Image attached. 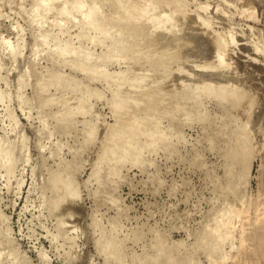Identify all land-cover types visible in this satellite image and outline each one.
Returning <instances> with one entry per match:
<instances>
[{"label":"rangeland","instance_id":"obj_1","mask_svg":"<svg viewBox=\"0 0 264 264\" xmlns=\"http://www.w3.org/2000/svg\"><path fill=\"white\" fill-rule=\"evenodd\" d=\"M72 1L0 0V264H233L230 209L264 196V0Z\"/></svg>","mask_w":264,"mask_h":264},{"label":"bare ground","instance_id":"obj_2","mask_svg":"<svg viewBox=\"0 0 264 264\" xmlns=\"http://www.w3.org/2000/svg\"><path fill=\"white\" fill-rule=\"evenodd\" d=\"M53 0H41V2L40 3H35V4H37V8L36 9H38V8H42L43 9V7H45V6H47L48 7V10H49V6H50V3L52 2ZM114 4H115V7H116V9H117V16H118V18H120V19H134V20H136V21H141L142 19L141 18H143L144 16H147L146 14L150 11V10H154L155 8H156V6H158V5H160L161 7L163 6H168V5H170V2L169 1H167V0H114ZM34 5V4H33ZM38 5H41L40 7L38 6ZM149 6H151V8H150V10L148 11V7ZM181 6H183V1H182V3L181 4H179V5H175L174 6V8L172 9H170V13L168 12V10H167V12L168 13H160V15H158V13H157V15H153V14H150L151 15V17H150V19H151V21H153V22H156V25H162V27L163 26H165V25H168V26H170L171 24H172V21H173V19H174V17L175 18H177L176 16V14L178 13V12H180L181 10ZM35 7H36V5H35ZM87 3H86V0H73L72 2H71V8L73 9V10H75V11H83V12H86L87 11ZM155 7V8H154ZM203 8V7H202ZM249 9L251 8V7H248ZM63 9H64V11H67V2L65 1L64 2V4H63ZM162 9V8H161ZM164 9V8H163ZM166 9V8H165ZM247 9V8H246ZM46 10V9H45ZM156 10V9H155ZM221 10V9H220ZM224 10V9H223ZM36 11V10H35ZM38 11H39V9H38ZM41 11V10H40ZM160 11V10H159ZM162 11V10H161ZM225 11V10H224ZM244 11V10H243ZM42 12V11H41ZM68 12V11H67ZM152 12V11H151ZM151 12H149V13H151ZM165 12V11H164ZM34 13H36V12H34ZM38 14V12L36 13V15ZM40 14V13H39ZM197 16V15H196ZM149 17V16H148ZM179 18V17H178ZM177 18V19H178ZM181 18V17H180ZM179 18V19H180ZM182 19V18H181ZM197 19V18H196ZM149 21V20H148ZM181 21V20H180ZM198 22H200L199 20H198ZM181 23V22H180ZM197 23V22H196ZM188 24V23H187ZM156 25H154V26H156ZM180 26H182V24H179ZM184 25V24H183ZM186 25V24H185ZM161 28V27H160ZM158 29V27L155 29V30H157ZM45 31V30H44ZM47 31V30H46ZM176 30H174V32H175ZM179 31V30H178ZM185 31V30H184ZM42 32V31H41ZM157 32H160V30H158ZM177 32V31H176ZM47 33H49V32H47ZM185 33V32H184ZM44 34H45V32L43 33H41L40 35H41V37L44 39L45 37H44ZM160 34V33H159ZM165 34H166V32H165ZM171 34V33H170ZM45 36H46V34H45ZM172 36V35H171ZM175 36V35H174ZM174 36H173V38H174ZM217 36V35H216ZM161 37V36H160ZM164 38H165V36H163ZM219 37V36H218ZM167 39H168V37H166ZM176 38V37H175ZM174 38V39H175ZM156 39V38H155ZM159 39V37L157 38V40ZM163 38H161V40H162ZM170 39H172V38H170ZM182 39V38H181ZM163 40H165V39H163ZM162 40V41H163ZM176 40V39H175ZM216 40H217V38H216ZM220 41H219V43H218V46H217V50H216V47H215V50L216 51H214V52H216V54H215V56L218 58V65H220V64H223L224 63V53H223V51H224V43L223 42H225L224 41V38H222V39H219ZM154 41V40H153ZM166 41V40H165ZM177 41H179L178 39L176 40V42ZM186 41V40H185ZM156 42V41H155ZM164 42V41H163ZM169 42V41H168ZM156 43H159V42H156ZM155 43V44H156ZM180 43V42H179ZM176 44H178V43H176ZM11 45V44H10ZM159 45V44H158ZM157 45V46H158ZM13 46V45H12ZM150 46H152V45H150ZM166 46H168V44L166 45ZM216 46V45H215ZM11 47V46H10ZM155 46H153V48H154ZM172 46H170V48H171ZM178 47H179V45H178ZM181 47V46H180ZM179 47V48H180ZM183 47V46H182ZM151 48V47H150ZM152 48V49H153ZM168 47H166V49H167ZM174 48V47H173ZM173 48H171V49H173ZM14 49V48H13ZM151 49V50H152ZM176 50H177V47L176 48H174L173 49V51H175L176 52ZM179 50V49H178ZM13 51V50H12ZM153 51V50H152ZM162 50H160V52H161ZM14 52V51H13ZM158 52H159V49H158ZM225 52H226V50H225ZM16 53V52H15ZM15 53H13V54H15ZM155 53H157V51L155 50ZM176 53H178V51L176 52ZM180 53V52H179ZM4 54V53H3ZM13 54H12V56H13ZM18 54V53H17ZM158 54V53H157ZM156 54V55H157ZM171 54V53H170ZM170 54H169V56H170ZM154 55V54H153ZM172 55H174L176 58L175 59H177V56L174 54V53H172ZM178 55H180V54H178ZM214 55V54H213ZM174 56L172 57V60H173V58H174ZM4 57V56H3ZM7 57V56H6ZM14 57V56H13ZM12 57V58H13ZM158 57L160 58V55H158ZM178 57H180V56H178ZM10 59H11V56L9 57ZM226 58V57H225ZM161 59V58H160ZM174 59V60H175ZM169 60H170V58H169ZM217 60V59H216ZM12 61V60H11ZM16 60L14 59V62H15ZM226 61V60H225ZM219 83V82H218ZM221 83V82H220ZM223 84V83H222ZM224 84H226V83H224ZM223 84V85H224ZM221 86V84H220V87L221 88H226L225 86L226 85H224V86ZM229 85V84H228ZM144 104H146L145 102H144ZM128 105V104H127ZM150 105V103H147V106H149ZM15 127V126H14ZM116 138H117V134L116 133H114V132H112L111 134H110V137H109V141H111L112 142V144L110 145V146H108V148H109V150H115V148H116ZM264 158H263V163H262V166H261V176H259V177H261L260 178V180L262 179V184H263V182H264V171L262 172V170H264ZM263 167V168H262ZM260 170V169H259ZM260 172V171H259ZM258 172V173H259ZM260 174V173H259ZM258 174V175H259ZM262 184H260V185H262ZM263 186V185H262ZM263 188V187H262ZM261 188V189H262ZM262 191H263V189H262ZM262 191H260L259 190V192L260 193H262ZM264 192V191H263ZM259 193V194H260ZM262 195H263V193L261 194V196L258 198L259 200H257V201H259L258 202V204H257V207H258V209H255L257 212H258V217H257V219H256V221L254 220V222H251V221H249L248 219L247 220H245L246 219V217H248V216H250L251 214L249 213V211H248V215L246 214L245 215V213H244V211L242 210V208H240V207H238V206H236L235 204V206H233V207H231V209H230V213L231 214H234V215H237L238 217H239V220H241V222H242V226H243V228H242V230L241 229H238L239 230V240H240V243H239V246H237V254H235V255H231L232 256V259H233V264H254V262L256 263L257 262V264H264L263 262H264V196L262 197ZM255 211V212H256ZM256 212V213H257ZM254 216V215H253ZM251 217V216H250ZM255 218V217H254ZM253 221V220H252ZM245 227V228H244ZM235 233V232H234ZM2 254V253H1ZM2 257V256H1ZM3 259L5 258V257H2ZM2 258H0V261L2 260ZM260 261V262H259ZM263 261V262H262ZM12 263V262H11Z\"/></svg>","mask_w":264,"mask_h":264}]
</instances>
